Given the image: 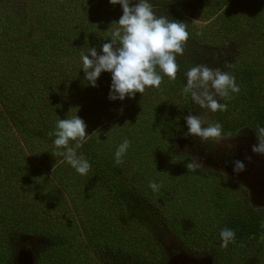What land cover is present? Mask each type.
<instances>
[{"label":"trees","instance_id":"obj_1","mask_svg":"<svg viewBox=\"0 0 264 264\" xmlns=\"http://www.w3.org/2000/svg\"><path fill=\"white\" fill-rule=\"evenodd\" d=\"M153 1L189 33L183 55L177 56L176 79L165 76L159 89L112 101V74L102 72L92 87L78 60L89 48L102 54L118 4L109 2L105 14L92 13L84 0H0V125L8 131L6 138L0 134V233L8 242L10 236L48 242L52 252L37 264H166L161 234L175 237L185 251L210 253L214 264H264L259 261L264 209L248 205L245 190L222 171H189L194 155L181 153L176 144L188 130L185 117L198 109L182 94L185 72L198 65L196 45L211 30L226 40L232 36L240 46L246 43L232 58L214 57L213 69L234 75L240 92L221 99L227 110L209 112L208 120L222 125L223 138L243 128L257 137L255 128L264 127V0H195L207 7L204 21L215 16L219 21L218 30L210 26L201 35L187 24L188 0ZM242 19L246 29L237 28ZM75 115L87 126L86 141L77 149L91 164L87 175L52 154L55 137L48 135L59 119ZM101 131L107 133L103 138L97 136ZM125 138L131 146L123 164L116 165L114 153ZM20 139L30 148L40 146L43 154L26 162L22 153L4 148ZM36 162L47 170L36 168ZM149 181L160 185L159 191L153 192ZM72 185L85 190L80 204L89 221L84 227L91 228L79 232L85 235L79 241L74 221L60 220L76 202L64 194ZM226 227L236 235L223 249L219 233Z\"/></svg>","mask_w":264,"mask_h":264},{"label":"clouds","instance_id":"obj_2","mask_svg":"<svg viewBox=\"0 0 264 264\" xmlns=\"http://www.w3.org/2000/svg\"><path fill=\"white\" fill-rule=\"evenodd\" d=\"M112 5L122 6L123 15L117 27L110 33V42L102 44V54L96 48H89L88 54L81 52L82 70L85 81L92 87H97V80L102 72H110L111 86L109 99L123 101L126 97L134 98L136 93L143 94L146 88L159 89L164 77L175 81L179 65L177 56L183 55L189 33L183 22L169 19L156 14L149 0H110ZM112 23V24H113ZM226 68L234 67L226 64ZM186 85L182 94L190 95L194 105L211 113L227 110L228 105L220 103L221 99H230L231 93L238 94L240 87L235 76L221 68H209L206 65H195L185 72ZM188 131L185 136H193L202 143L217 142L223 138L222 125L219 122H209L201 115L185 117ZM205 125H207L205 127ZM86 124L78 116L59 119L55 129L49 131V137H55L53 145L54 156H61L77 173L87 175L91 164L82 155L77 154L86 141ZM258 145H253V153L264 155V127L255 128ZM229 137L233 135L228 133ZM74 142V143H73ZM131 146V141L125 138L114 153L116 165L123 164V157ZM251 160V157H247ZM234 173L245 170L243 162L233 161ZM189 171L202 167L198 158L186 165ZM153 192L161 187L154 181H149ZM252 207V205L250 204ZM220 247L227 249L234 242L235 231L230 228L221 229Z\"/></svg>","mask_w":264,"mask_h":264},{"label":"rangeland","instance_id":"obj_3","mask_svg":"<svg viewBox=\"0 0 264 264\" xmlns=\"http://www.w3.org/2000/svg\"><path fill=\"white\" fill-rule=\"evenodd\" d=\"M88 8L92 11H97V9H100L102 12L107 14V5L110 2V0H84ZM255 1V0H254ZM135 2V0H133ZM149 2L153 5L154 10L156 11V14L158 16L162 15L160 11V6L156 4L155 1L149 0ZM119 5V4H118ZM186 18H187V24L193 23L191 25V30H198V34L201 35V30L207 29L210 26L216 27L215 31L219 29V21L218 18L215 16L212 19L204 21V19L208 16L207 13V7H198L196 5L195 0H188V5H186ZM120 12L110 16L112 21H109V26L111 30H114L117 25L113 22H118L120 17L123 15L122 6L119 5ZM117 11V10H115ZM93 13V12H92ZM215 20L217 23H215ZM113 23V24H112ZM245 21L242 19L238 24L237 28L246 29L243 28ZM239 29V30H241ZM110 30V31H111ZM187 30V29H186ZM212 31V30H211ZM209 32L206 34L207 36L202 38L201 43L196 45V52L198 53V57H196V62L198 65H205L208 58L210 68H214V57L218 59V56H224L226 55L227 58L234 57L237 52L240 51V49L245 45L246 42H244L243 46L239 45V41L232 40V36H230L226 40L222 37H219L217 33L212 35V32ZM236 34V33H235ZM247 35L243 33H239V37H245ZM226 38V37H225ZM252 39V38H251ZM213 57V58H212ZM78 63L82 64V61L78 60ZM71 67V65H69ZM79 67L82 68V65H79ZM77 71L74 73V75H77ZM149 99H153L151 95L148 96ZM4 109V104L0 102V113ZM197 111H194V113H191L192 115H201L203 118H205L207 121L208 118L211 117V113L207 112L206 110L196 109ZM1 119V118H0ZM129 121V116L128 119ZM212 122V121H209ZM207 125H205L206 127ZM114 129V127H112ZM99 130L98 127H96L95 131ZM94 131V132H95ZM188 131V130H187ZM185 131V133L187 132ZM0 134L3 135L4 138H6V135L8 133L7 130H4V128L0 125ZM97 133V132H96ZM12 136L14 135L15 139H18L19 135L18 133L11 130ZM104 134L98 132L97 136L102 137ZM103 138V137H102ZM209 143L210 148H216L214 149V152L216 155H210L209 150L210 148H207ZM178 151L185 154H193L194 157L198 158V163L202 165L201 169L206 170L210 169H218L219 171H222L229 179L234 181L238 184L239 187L244 189V195L247 197L248 205H252V208L254 209L253 205H264V200H258L257 197L253 196L252 193L243 185V183H240L239 181L233 179L231 176V173H234L233 168L234 164L233 161L239 160L244 163L245 170L243 172H240L239 175L245 176L249 180L254 179H263L264 180V155L253 153L252 147L253 145H258V139L256 137V134L246 128L241 129L239 132L235 133L232 137L222 138L217 142H205L202 143L199 138L193 137V136H183L181 137L178 142H176ZM12 146V150L9 149ZM5 149L7 151H12V153H22L20 155V159L25 160L26 162L28 160L33 159L34 154H43L41 151L42 148L40 146L30 148L28 147L25 142L20 139L18 141H15L10 144H5ZM208 149V150H207ZM221 155V156H220ZM43 156V155H41ZM247 157H251V160L247 159ZM43 158V157H42ZM44 161H46L45 158H43ZM36 168H40L42 170L46 169L47 167H44L43 165H39V162H36L34 164ZM253 182V181H252ZM256 182V181H254ZM260 187L264 190V185L260 184ZM260 187L257 185L254 186L255 192H261ZM84 188H81V186H74L72 185L71 188L67 191H64L65 198L68 200H76L71 206L72 210L64 212L62 216L60 217V220H63L64 222L70 223L74 221V224L76 225V228L74 231L75 236L77 237L78 241L80 239H84L85 235L79 232H83L84 228H86L88 231H91L90 227H84L89 221L87 220V217H85L84 210L82 208L83 205L81 201H86V197L83 194ZM85 191V190H84ZM243 195V192H241ZM79 200V201H78ZM75 204V205H74ZM74 206V208H73ZM261 207V206H259ZM0 233V264H5V261L11 256H14V250L9 245L10 242L7 240V236L3 237ZM158 237L160 238V234H158ZM15 238V246L19 247L20 244L26 245V252L24 254L29 256L30 262L28 264H37V260L45 257V253H51L52 250L48 247L49 243L43 240L41 237L37 236H26L22 239V236H17ZM8 239H11L8 237ZM155 239V237H154ZM12 241V240H11ZM161 243L165 247L166 251L170 253V259H168L166 264H191L200 262V260L207 259V257H212L210 253H205L204 250L200 251H192L188 252L185 251L182 245H180L175 237H172L167 234H161ZM21 247V246H20ZM24 250L23 247H21ZM49 248V249H48ZM27 259V257L25 256ZM40 258V259H39ZM53 259V258H52ZM212 260V258H210ZM207 262H210L209 260H206ZM259 261H264V254L262 253L261 259ZM22 261L17 262L16 264H22ZM24 264V263H23ZM104 264V263H102Z\"/></svg>","mask_w":264,"mask_h":264},{"label":"water","instance_id":"obj_4","mask_svg":"<svg viewBox=\"0 0 264 264\" xmlns=\"http://www.w3.org/2000/svg\"><path fill=\"white\" fill-rule=\"evenodd\" d=\"M231 176L233 177V179L239 181L240 183H243V185L252 193L253 196L257 197L258 200H260V199L264 200V190L260 187V184L264 185V180L263 179H257V178L254 179L253 178V180H252L253 182H252L251 180H249L245 176H241V175H239L237 173H231ZM254 181H256V182H254ZM256 185L258 187H260L261 192H255L254 191V186H256ZM259 206L264 208V205H259ZM25 256L26 255H24V252H20L18 254V258H17L18 262L22 261L23 259H25ZM27 258H28V256H27ZM169 259H170V255H169ZM206 260L211 261L210 259H206ZM29 262H30V260H29ZM196 264H198V262ZM199 264H200V262H199Z\"/></svg>","mask_w":264,"mask_h":264},{"label":"flooded vegetation","instance_id":"obj_5","mask_svg":"<svg viewBox=\"0 0 264 264\" xmlns=\"http://www.w3.org/2000/svg\"><path fill=\"white\" fill-rule=\"evenodd\" d=\"M253 207H254V209H264L263 207H259V206H257V205H253ZM15 236H10V238L11 239H9L10 240V244L13 246V249H14V256H11V257H9L8 259H7V261H5V264H16L17 262H18V260H17V258H18V254L20 253V252H26L27 250H26V245L25 244H20V246L21 247H23L24 248V250L25 251H23V249L19 246V247H16L15 246V238H14ZM23 239V238H22ZM12 240V241H11ZM25 255V254H24ZM168 255H170V253L168 252ZM28 255L26 254V257H27ZM210 258H212V257H210ZM209 257H207V259H210ZM211 260V259H210ZM22 264L24 263V264H28L29 263V256H28V258L26 259H23L22 260V262H21ZM197 263V262H196ZM196 263H194V264H196ZM191 264H193V263H191ZM198 264H199V262H198ZM200 264H214L213 263V259L210 261V262H207L206 261V259H203V260H200Z\"/></svg>","mask_w":264,"mask_h":264}]
</instances>
